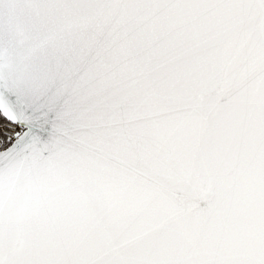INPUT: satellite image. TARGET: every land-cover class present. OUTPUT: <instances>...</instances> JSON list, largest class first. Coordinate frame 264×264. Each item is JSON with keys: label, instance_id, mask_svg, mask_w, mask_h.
Wrapping results in <instances>:
<instances>
[{"label": "snow or ice", "instance_id": "1", "mask_svg": "<svg viewBox=\"0 0 264 264\" xmlns=\"http://www.w3.org/2000/svg\"><path fill=\"white\" fill-rule=\"evenodd\" d=\"M0 264H264V0H0Z\"/></svg>", "mask_w": 264, "mask_h": 264}]
</instances>
